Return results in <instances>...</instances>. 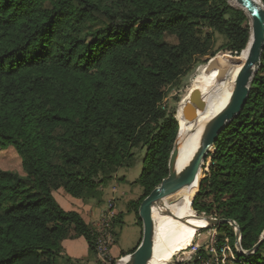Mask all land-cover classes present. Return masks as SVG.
<instances>
[{
	"label": "trees",
	"instance_id": "obj_1",
	"mask_svg": "<svg viewBox=\"0 0 264 264\" xmlns=\"http://www.w3.org/2000/svg\"><path fill=\"white\" fill-rule=\"evenodd\" d=\"M215 32L236 60L250 18L229 0H0V148L14 147L23 170L0 169V264H59L64 240L79 236L94 252L95 230L54 191L99 199L137 149L143 194L128 211L143 226L140 204L169 175L180 129L166 86L216 55ZM192 208L235 221L246 251L262 238L264 50L243 110L207 155ZM215 228L218 246L227 238L236 251L234 227ZM236 253L230 264H264V240Z\"/></svg>",
	"mask_w": 264,
	"mask_h": 264
},
{
	"label": "water",
	"instance_id": "obj_2",
	"mask_svg": "<svg viewBox=\"0 0 264 264\" xmlns=\"http://www.w3.org/2000/svg\"><path fill=\"white\" fill-rule=\"evenodd\" d=\"M235 1L240 5L241 9L248 14L251 25L248 55L237 76L235 91L225 107L208 121L197 140L196 148L189 164L182 170H178L176 167L180 152L177 136L169 160V175L164 178L162 183L155 187L140 204L139 215L143 223L142 240L133 252L126 255L127 260L123 264H148L150 262L154 255V236L156 233V217L154 210L161 205L162 199L169 193L174 192L185 185H192L195 181H199L200 186L202 168L205 164L207 155L218 140L221 132L239 113H241L247 102L251 83L261 65L264 50V4L262 0H260L261 4L257 0ZM194 101L195 104L187 103L184 107L183 116L187 122L196 120L199 108L204 106L201 94L198 91L194 94ZM161 212L162 214L176 217L168 210H161ZM203 218L205 219L207 226L201 227L200 229L214 227L220 224H230L235 226L237 239L236 246L238 250L244 254H252L257 251L264 240L263 233L261 240L256 243L251 250L246 251L243 249L241 243V229L235 221L213 217Z\"/></svg>",
	"mask_w": 264,
	"mask_h": 264
},
{
	"label": "bare ground",
	"instance_id": "obj_3",
	"mask_svg": "<svg viewBox=\"0 0 264 264\" xmlns=\"http://www.w3.org/2000/svg\"><path fill=\"white\" fill-rule=\"evenodd\" d=\"M235 6H240L235 0H230ZM260 4V0H257ZM249 46L236 60L211 58L202 70L196 90L187 95L178 106L177 118L180 122L178 135L179 156L177 169L185 168L194 154L197 140L208 121L218 114L227 104L235 91L237 76L243 67ZM198 91L204 106L199 108L196 120L187 122L183 111L187 103H194V94ZM199 181L192 185H185L169 193L161 201V205L154 210L156 217V233L154 236V255L148 264H166L178 252L187 250L201 227L207 226L204 218L194 214L192 202L198 193ZM161 210H168L172 215L162 214ZM191 245V244H190ZM127 257L122 259L123 263Z\"/></svg>",
	"mask_w": 264,
	"mask_h": 264
},
{
	"label": "rangeland",
	"instance_id": "obj_4",
	"mask_svg": "<svg viewBox=\"0 0 264 264\" xmlns=\"http://www.w3.org/2000/svg\"><path fill=\"white\" fill-rule=\"evenodd\" d=\"M229 2L234 7L241 8L240 6L238 7L232 4L230 0ZM225 44H226L225 37L219 32H215L213 51L216 53V55L213 57L210 56L201 57L200 60L193 66V69L190 72H188L185 76H182L178 83L169 84L166 86L167 97L164 103L165 105H168L169 107L173 108L176 112V115L180 102L187 95L191 94L194 90H196V85L198 79L202 75V70L205 66L208 65L211 58L213 59L216 57L225 60H235V59H231V57L233 58V56H237V55H234L232 54L231 51L227 50ZM136 152H137V160L134 166L119 168L118 171L114 174L112 179H110L105 184H102L100 187V190L102 191V196L99 199L98 198H92L88 200L82 199L84 203L91 205L94 211V214L92 215V219L94 220L99 217L97 220L90 222V225L93 227L94 230L98 229L100 224L103 222V220L107 217V215L111 211L113 212L114 210L115 213L116 208L117 210L122 211L124 214L123 226L120 229L119 228L116 229L117 233H119V236L115 235V226L113 222L114 229H112L113 232L112 234H110L111 238L107 244L108 246L107 257L101 256L99 252L98 232L95 231V242H94L95 249L94 252H92L91 257L89 259L90 264H123L122 259L126 257V255H124V252L132 250L138 244L140 238L143 237V226H141L138 223V218L136 216V213L134 211H128L129 201L136 200L139 197H141V195L143 194V187L135 181L140 177V174L142 172V167H143L142 159H143L144 151L137 149ZM0 169H9L19 173L23 172L21 165V157L17 153L14 147L11 146L8 148H0ZM65 194L68 193L65 192ZM57 199L63 205L67 204L65 199L58 194H57ZM98 207L100 209L104 208L101 215L100 212L98 211ZM193 211L194 214L198 217H202V218L207 217V216L199 215L194 209ZM215 227L216 226L206 227L197 231L195 233V237L190 242L191 245L190 244L187 245L188 247L187 250L178 252L177 254L181 255L183 254V252H189L196 243H200V244L205 243L207 240H209L212 237V235L215 232L218 234V230ZM233 227L236 231L235 226ZM228 242L230 247L235 252L234 254L237 256L236 251L240 252L236 246L237 239L235 240L236 251L232 247V244L230 243L229 240ZM114 244H115L114 248H119L123 250L119 251L116 254L111 255L110 249L113 247ZM93 254H95L96 257H94ZM66 257H70V256L67 255L65 252L64 257L60 260L59 264H68L66 261ZM176 258L177 255L172 256L169 259V262H167L166 264H171V262L174 261ZM72 260L75 261V264H77L78 262L82 264V262H80L77 259H72Z\"/></svg>",
	"mask_w": 264,
	"mask_h": 264
},
{
	"label": "built area",
	"instance_id": "obj_5",
	"mask_svg": "<svg viewBox=\"0 0 264 264\" xmlns=\"http://www.w3.org/2000/svg\"><path fill=\"white\" fill-rule=\"evenodd\" d=\"M116 218V213L111 211L107 217L100 224L98 229V248L101 256L107 257L108 255V241L111 238L113 222ZM217 233L215 232L212 237L205 243H196L189 252H183L177 255V258L171 264H230L237 262V256L230 247L228 239H226L222 246H218ZM186 251V250H184Z\"/></svg>",
	"mask_w": 264,
	"mask_h": 264
},
{
	"label": "crops",
	"instance_id": "obj_6",
	"mask_svg": "<svg viewBox=\"0 0 264 264\" xmlns=\"http://www.w3.org/2000/svg\"><path fill=\"white\" fill-rule=\"evenodd\" d=\"M65 192L66 191L64 189H58V190L54 191V196L56 197V199H57V194L62 196L65 199V201L67 203L65 205H63L57 199L63 208H65L67 210L74 209V210L79 211L82 214V216L84 217V219L86 220V222H88L89 224H90V222L95 221L99 218L98 217L97 219H94V220L92 219V215L94 214V211H93L91 205L84 203L82 199L75 198V197L71 196L70 194H65ZM115 208H116V206H115ZM99 209L100 208L98 207V211L100 212V215H101L104 208H102L100 210ZM119 212H122V211H119L116 208L115 213L118 215ZM140 240H142V238H140ZM63 246H64L66 254L69 255L72 259H77L80 262H82V264H90L89 259L91 257L92 252L90 251V247H89L87 240L83 236H79V237H75V238H68V239L64 240ZM114 246H115V244L110 249L111 255L116 254L119 251L123 250V249H119V248H114ZM93 255H94V257H96L95 254H93ZM96 260H97V258H96Z\"/></svg>",
	"mask_w": 264,
	"mask_h": 264
}]
</instances>
